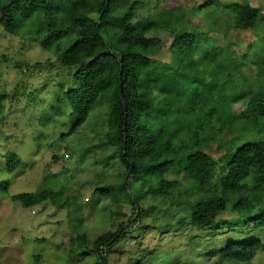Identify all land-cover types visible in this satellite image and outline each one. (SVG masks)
I'll return each mask as SVG.
<instances>
[{
  "label": "rangeland",
  "instance_id": "374dc122",
  "mask_svg": "<svg viewBox=\"0 0 264 264\" xmlns=\"http://www.w3.org/2000/svg\"><path fill=\"white\" fill-rule=\"evenodd\" d=\"M135 2L134 30L140 33L151 24L156 26L146 37L157 41V61L176 69L178 63L171 52L175 33L189 32L200 37L194 61L201 62L207 50L214 49L221 55L230 51L239 64L234 79L215 93L216 100L225 96L232 101L242 91L249 95L260 91L264 0ZM233 4H250L259 10L253 29L239 31L232 26L228 6ZM56 49L55 45L44 49L28 37L10 35L0 24V97L4 96L0 100V264H102V256L108 264H217L222 255L216 248L252 239L264 243V231L250 223L264 213V192L247 191L232 198L219 217L231 222V227L197 231L189 223L190 206L197 195L189 191L178 168L163 176L178 181L171 195L163 198L151 194L159 189L157 174L126 175L118 148L108 139L107 105L93 110L71 131L72 107L63 93L78 84L73 81L74 71L62 66ZM182 87L188 92L202 91L191 78ZM236 102L234 109L240 113L247 100ZM147 124L157 131L155 123ZM257 124L259 129L250 128L244 134L228 125L220 133L209 129L192 152L219 159L244 144L263 141L264 118L258 117ZM9 153L21 161L14 172L7 169ZM123 186L127 191H121ZM103 187L112 190L111 197L100 193ZM45 188L61 191L62 204L45 202L24 208L12 199ZM242 203L253 206L242 211ZM120 227L124 231L114 246L95 250L93 243L98 237ZM211 233L216 237H209ZM79 234L85 235V242L78 239ZM255 263L264 264V253L258 254Z\"/></svg>",
  "mask_w": 264,
  "mask_h": 264
},
{
  "label": "trees",
  "instance_id": "16d2710c",
  "mask_svg": "<svg viewBox=\"0 0 264 264\" xmlns=\"http://www.w3.org/2000/svg\"><path fill=\"white\" fill-rule=\"evenodd\" d=\"M228 7L236 30L256 26L257 8L250 4ZM135 9V0H0V24L6 33L28 37L44 49L55 45L62 66L74 71L72 77L78 87L63 93L72 107L71 131L80 127L93 110L107 105L111 129L108 139L117 146L126 175L157 174L159 189L151 190V194L163 198L178 187L177 180L163 176L178 168L189 191L197 195L190 206V225L201 232L223 231L232 224L219 217L235 195L264 192V140L244 144L219 159L192 151L209 129L220 133L228 125L232 131L244 134L250 128H260L257 120L264 118V67L259 69V92L249 95L242 91L236 100L229 101L225 96L216 100L215 93L232 81L239 69L234 55L209 49L205 59L196 62L193 56L199 35L177 32L171 45L178 63L174 69L169 63L157 61V41L146 37L155 25L140 33L134 30ZM190 78L201 85V92L183 89L184 81ZM240 99L247 100V105L238 113L234 103ZM148 121L157 125V131L150 129ZM239 121L242 125L238 127ZM167 156L174 160L163 161ZM20 166L18 155L7 154L9 172ZM121 191H127V187ZM100 193L111 197L113 192L103 187ZM63 197L61 191L45 188L12 199L31 208L45 202L59 206ZM252 206L239 204L242 211ZM250 223L254 229L264 231V213ZM123 231L120 227L98 237L93 243L95 250L114 246ZM209 237L216 236L211 233ZM78 239L85 242L86 237L79 234ZM216 249L222 255L217 264H256L258 254L264 253V243L252 239ZM102 264H108L105 256Z\"/></svg>",
  "mask_w": 264,
  "mask_h": 264
}]
</instances>
